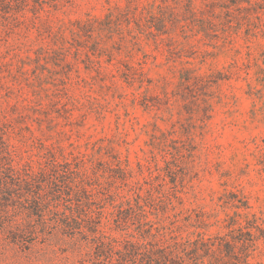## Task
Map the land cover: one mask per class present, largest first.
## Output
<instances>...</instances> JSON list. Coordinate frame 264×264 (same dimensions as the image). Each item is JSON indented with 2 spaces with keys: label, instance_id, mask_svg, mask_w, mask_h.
Wrapping results in <instances>:
<instances>
[{
  "label": "rangeland",
  "instance_id": "obj_1",
  "mask_svg": "<svg viewBox=\"0 0 264 264\" xmlns=\"http://www.w3.org/2000/svg\"><path fill=\"white\" fill-rule=\"evenodd\" d=\"M224 1L192 0L191 19L184 0H57L0 15L9 143L34 172L53 158L78 167L83 209L110 244L96 254L86 228L87 241L48 229L26 249L0 239V264H121L117 254L157 249L175 264L194 248L208 264L219 253L198 241L238 230L264 264V231L251 228L264 229V9Z\"/></svg>",
  "mask_w": 264,
  "mask_h": 264
},
{
  "label": "trees",
  "instance_id": "obj_2",
  "mask_svg": "<svg viewBox=\"0 0 264 264\" xmlns=\"http://www.w3.org/2000/svg\"><path fill=\"white\" fill-rule=\"evenodd\" d=\"M184 1L186 7L184 15L188 16L187 19H191L195 15L190 7L192 0ZM56 2L57 0H0V15L16 14L24 10L35 14L44 5H55ZM237 3L246 4L238 7V11L264 9V0H225L219 6L230 10L229 6ZM209 5L214 7V3L205 4V7ZM210 16L213 17L214 14ZM207 26H213L212 21H208ZM10 128L9 124H0V239H13L12 242L26 249L29 242L37 239L39 235H44L48 229H60L71 238L81 235L82 239L87 241L88 238L83 231L86 228L88 235L92 236L88 241L89 245L96 249V254L108 249L110 244L104 241L99 231L100 217L95 218L89 215L91 212L86 213L83 209L85 206L83 200L91 196L82 187L85 174H80L78 167L72 169L69 164H60L53 157L47 161L44 168L34 172L29 162H19L16 148L9 143ZM72 200L75 201V206H72ZM63 202L69 204L64 207L65 211L60 212L59 207ZM243 206L248 208L246 205ZM251 228L260 233L264 231L255 225ZM238 231V235L229 238L215 237L210 244H204L202 240L198 241L201 247L205 246V255L210 253L211 247L216 248L219 253V257L213 262L209 261L208 264H252L249 258L255 237L249 230ZM191 244L193 243L187 242L185 246ZM196 251L197 248L192 249L189 254L184 252L185 259L178 257L175 264H196L198 262ZM190 254L193 256L188 257ZM111 257L110 252L106 259ZM117 257H119L117 261L120 260L121 264H126L127 260L132 264H174L171 252L166 254L165 249H157L155 252L147 250L139 261L131 252L117 254Z\"/></svg>",
  "mask_w": 264,
  "mask_h": 264
}]
</instances>
